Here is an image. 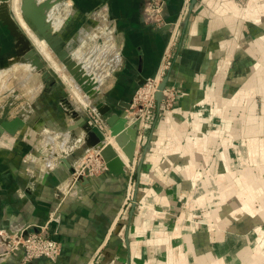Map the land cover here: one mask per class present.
<instances>
[{"label": "crops", "instance_id": "0c3cea01", "mask_svg": "<svg viewBox=\"0 0 264 264\" xmlns=\"http://www.w3.org/2000/svg\"><path fill=\"white\" fill-rule=\"evenodd\" d=\"M63 1L71 18V4L75 19L103 11L118 40L123 68L102 89L115 111L166 59L177 100L149 118L125 175L82 181L62 204L61 224L50 225L62 244L56 264H264V0H197L170 45L168 31L141 22L143 0ZM182 5L168 0V23ZM71 33L81 35L64 26L62 37ZM57 110L62 123L60 102ZM47 123L35 120L8 145L0 138V216L13 228L46 225L71 176L64 163L47 177L27 172L25 154L45 145L31 133Z\"/></svg>", "mask_w": 264, "mask_h": 264}, {"label": "rangeland", "instance_id": "374dc122", "mask_svg": "<svg viewBox=\"0 0 264 264\" xmlns=\"http://www.w3.org/2000/svg\"><path fill=\"white\" fill-rule=\"evenodd\" d=\"M10 3L11 0L9 1V8L11 10ZM71 6L74 5L71 4ZM102 12L103 11L98 10L97 14H95L94 16L91 15L84 19L83 18L75 19V16H73L72 18L67 16L69 11L68 12L65 11L63 12V15L61 14L60 17H62V19L65 20L63 23L64 26L69 28H74L76 33H79V31L82 32L83 28H85L87 25L88 28L87 29L85 28L86 34L81 39L82 42L80 41L79 42L80 44L78 43L77 44L78 46L76 45L74 51L76 54L83 55V57H81V59L83 58L82 60H84L83 62H85V59L86 62L90 60L88 62L89 64L87 63L88 65H86L87 67L85 65L84 66L86 67V69H88V67L89 68L93 67L92 69H88V70L89 71L91 70L93 76L95 74L96 75L94 77L89 74L87 75H89L91 78H93L94 81L97 82V86L100 87V90L107 95V102L113 106L115 104L113 98L108 92H104V90L102 89L106 90L110 87V83H111L110 78L112 79L114 77L115 72L123 68V64H120L118 67L116 65L117 63L116 60L119 61L121 55L119 50L118 40L116 39V37L113 38L114 37L113 32H110L112 31L111 28L109 27L110 29H107L108 28L106 26L107 21L104 18ZM88 18L89 19L92 18V21H90ZM0 27H3L1 23H0ZM19 28L24 33V31L20 26ZM90 34H92L93 36H91ZM108 34H110V36ZM24 35L29 39V37L25 33ZM72 35L73 33H71L70 35L71 39H68L67 37H66L67 39L64 38L65 40H67V43L73 40ZM94 36H97L98 39H96V37ZM92 37H94V39H92ZM90 39L94 41H91ZM87 41L90 43H86ZM32 45L34 46L33 43ZM94 46H97L98 48L97 47L94 48ZM117 49L119 50V52ZM71 55L74 58V53ZM18 56L19 55L17 51L14 50L13 38L9 35L7 30L4 29L3 33L0 34V64L5 66L4 68L0 69V123L4 120L14 119L17 116H25L26 118H28L29 123L33 124L35 120H40L41 118H43V116H47L49 118V121L51 122V123H47L49 126L46 125L47 131L42 132L43 134L41 135L38 134L37 132H34L36 133V135H38L37 142L42 140V142L49 143L48 144L49 146L47 148L45 149L41 148L40 150H38V152L41 153V160L38 163V169L40 170L42 166H44L46 163L48 164V162L51 161V159L46 161V158H49L50 156L43 155L42 152L44 150L45 151L47 150L48 152L56 153L57 155H59V157L62 156L63 153L67 152L66 154L68 155V153L71 154L73 152V156L75 157V161L73 162V167L74 169L76 168L78 169L82 163H87L89 161L90 154L94 153V150H90L89 152H84L81 149H79L77 147L78 145L74 143V140H72V137L69 135V132L66 129L70 125V123H72V111L83 109L85 106L90 105L91 103H89L88 99L87 100L85 99L86 96L84 94L81 95V92L78 91L77 87H75L76 85L73 84L74 82H72L71 79L62 77V74L59 73L57 70H55V68L53 67L54 64L48 63L46 60H44V58L41 55L40 56L45 61V69L43 71H39L34 67L32 68L29 65H26L28 61L27 62L19 61L17 59L19 58ZM114 57L116 59H114ZM94 58L95 60H93ZM10 61L13 64H10L9 63ZM94 62H96L95 65ZM78 64L81 65L86 72L84 66L80 63ZM96 64L99 65L97 66ZM93 69L94 70L97 69V71H94ZM101 74L103 75L101 76ZM147 81L148 79L146 80V82ZM75 82L77 83L76 80ZM145 83L139 85L136 88V90L140 86L144 87L146 85ZM77 85L79 84L77 83ZM80 96L85 98H81ZM83 99L85 102L82 101ZM58 102H60L65 109V116H64L65 118L63 121L64 123L63 122L56 123L59 118V114L57 110ZM68 102H70V104L74 106V109L67 108ZM80 132L83 134V131L81 130L78 131L77 133L80 134ZM50 135L51 136L54 135L53 141H50V137H51ZM66 135H68L69 137L67 136L68 137L67 138ZM4 136L7 138H5V140H3L2 142L8 145L10 141L9 135L5 134ZM102 138L103 139L106 138V141H108L107 136L105 137L102 136ZM62 142L64 146L62 145ZM34 145H36L35 142ZM69 149H71L70 152L67 151ZM54 169L55 168H51L50 173H52ZM74 173L75 171H71V175ZM80 187L78 190H81ZM61 200H62V196H60L56 202L58 204H64V202L61 203Z\"/></svg>", "mask_w": 264, "mask_h": 264}, {"label": "built area", "instance_id": "2783aa9c", "mask_svg": "<svg viewBox=\"0 0 264 264\" xmlns=\"http://www.w3.org/2000/svg\"><path fill=\"white\" fill-rule=\"evenodd\" d=\"M192 1L193 0H183L181 13L178 19L172 23H168L163 15L168 0H143L140 7L141 22L145 26L157 31L170 25V29L168 30L170 33V45L175 41ZM167 54L165 55V59L169 56ZM120 64H122L121 55L118 63H116L117 67ZM170 71L171 66L169 64V59H166V62L162 65L158 73L154 77L148 79L144 87L140 86L132 97L128 119L131 124L137 125L139 145L142 143L149 118L157 111L160 113H168L175 105V101L177 100L175 87H169L167 85L164 90V100L160 107L156 99L159 86L163 79L170 74ZM80 111L86 118L89 128L104 137L109 135L110 130L108 125L97 111L93 110L89 105L85 106ZM33 133L34 132L31 134ZM25 136H27V134H25ZM25 139L27 140V138ZM78 143L79 145L77 147L79 149L84 152H89L83 146V138L79 139ZM44 144L43 149L49 146L48 142H44ZM42 154L50 156L46 158V161L50 159L51 161L42 166L40 170L38 169V163L41 160V153L38 152L36 148H32L25 154L24 157L28 165V173L35 175L37 172L39 173L45 169V177L50 174L48 169L50 166L52 167V161L56 160L55 156L57 154L48 152L47 150H44ZM74 171L75 173L70 176L68 184L58 190V197L62 196L61 203L75 200L78 197L80 194L78 189L83 181L82 178H85L87 181L96 178L99 175L108 173V168L101 154L94 152L90 154V159L87 163H82L81 166ZM128 200H130V195L128 196L127 201ZM61 206L62 204H59L51 215L48 223L40 227L24 223L13 228L11 224L6 225L4 217L0 216V264H40L42 261L48 262L49 264H56L62 255V244L59 240L51 236L50 225L52 223L61 224Z\"/></svg>", "mask_w": 264, "mask_h": 264}, {"label": "water", "instance_id": "95a60500", "mask_svg": "<svg viewBox=\"0 0 264 264\" xmlns=\"http://www.w3.org/2000/svg\"><path fill=\"white\" fill-rule=\"evenodd\" d=\"M9 1L10 0H0V23L14 40V50H16L19 55L17 59L22 62L30 61L32 66L36 67L39 71H43L45 69V61L15 22L9 8ZM61 1L63 0H22V9L32 29L44 39L55 54L58 55L60 61L66 65L84 93L92 100V104L89 106L97 111L108 125L110 136L123 151L128 163H125L111 143H107L106 138H101L96 131L91 130L87 126V120L80 110H73L72 123H70L66 130L74 140V143L79 145V139L83 138V146L85 149L100 153L107 165L109 174L115 178H119L127 173L128 168L126 164L135 161L139 146L137 125L131 124L128 119L130 103L125 105L122 112L118 113L115 111L113 106L107 102V95L97 86V82L87 75L83 67L73 59L68 50L69 42L67 43L64 37L53 30L52 23L48 19V10L53 9ZM196 3L197 0L192 1L190 10L194 8ZM169 29L170 25H167L158 31H168ZM9 63L12 64L11 61ZM169 79L170 74L163 79L159 86V91L156 95L159 107L164 100V90L168 85ZM145 82L146 80H143L140 85ZM70 109H74L73 105L70 106ZM29 125V120L25 116H17L11 120H4L0 123V138L5 134L15 137ZM80 130L83 131V134L77 133ZM148 147L149 144L145 146L143 150L144 153L147 152ZM68 156L69 153L68 155L63 153L60 157L56 155V160L53 161L52 167L50 166L48 170L51 171V168H56L64 163L71 171H74L73 161L71 158H66ZM82 180L87 181L85 178H82Z\"/></svg>", "mask_w": 264, "mask_h": 264}, {"label": "bare ground", "instance_id": "6f19581e", "mask_svg": "<svg viewBox=\"0 0 264 264\" xmlns=\"http://www.w3.org/2000/svg\"><path fill=\"white\" fill-rule=\"evenodd\" d=\"M39 1H44V0H39ZM11 10H12V12L11 13H13V18H14V20H16L15 22L17 23V25H19L21 28H22V30L24 31V33L29 37V39L32 41V43L34 44V46L36 47V49H37V51L39 52V54L44 58V60H46L48 63H53L54 65H53V67L55 68V70H57L59 73H61L62 74V77H65V78H69V79H71V81L72 82H74L73 84L74 85H76L75 87H77V89H78V91H80L81 92V95L82 94H84L85 96H86V98L85 97H81V98H85L86 100L88 99V101H89V103H91L92 104V100L84 93V91H82V89H81V87L79 86V85H77V83L75 82V77L73 76H71V73H70V71L67 69V67L65 66V64H62L63 62H61L60 61V59H59V57H58V55L56 56V54H55V52H53V50L51 49V47H49V45L46 43V41L44 40V39H42L33 29H32V27L29 25V23L27 22V20H26V18H25V13H24V11H23V9H22V0H11ZM69 9H70V6H69V3H66V2H64V1H61L60 3H58L53 9H50V10H48V19L50 20V22L52 23V26H53V29L56 31V32H59V34L62 36V32H63V29H64V21L65 20H63L62 19V17H60L61 16V14L63 15V12H65V11H69ZM72 9V8H71ZM87 29V28H86ZM86 29H84V30H82V32H81V35H79L78 37H76L75 39H73V40H71L70 42H69V44H68V50H69V52H70V54H73L74 53V60H76L77 61V63H80V64H82L83 66L85 65H88L89 63V61L88 62H86V59H85V62H83L84 60H82L81 59V57H83V55L82 54H76L75 53V51H74V49H75V47H76V45L81 41V39L84 37V35L86 34ZM108 29V28H107ZM110 32H112V31H110ZM90 33V32H89ZM102 33H103V31H102ZM101 33V34H102ZM105 33V32H104ZM106 34V33H105ZM91 36H93L92 34H90ZM89 35V36H90ZM109 36H110V34H108ZM107 35V36H108ZM100 36V35H99ZM98 36V37H99ZM94 37H96V39H98L97 38V36H94ZM94 37H92V39H94ZM102 37V36H101ZM89 38V37H88ZM110 38V37H109ZM91 40V39H90ZM105 40V39H104ZM111 40V39H110ZM91 41H94V40H91ZM82 42V41H81ZM96 42V41H95ZM106 42V41H105ZM86 43H90V42H86ZM111 43V42H110ZM80 44V43H79ZM97 44H98V42H97ZM112 44V43H111ZM83 45V44H82ZM108 45V44H107ZM78 46V45H77ZM113 46V45H112ZM95 47H97V46H94V48ZM111 47V46H110ZM98 48V47H97ZM96 48V49H97ZM112 48V47H111ZM102 49V48H101ZM112 50V49H111ZM114 50V49H113ZM95 51V50H94ZM87 52V51H86ZM101 52V51H100ZM99 52V53H100ZM89 53V52H88ZM102 53V52H101ZM90 54V53H89ZM88 54V55H89ZM117 55H119V54H117ZM90 57V56H89ZM89 57H88V59H89ZM97 59V58H96ZM114 59H116L115 57H114ZM93 60H95V58L93 59ZM17 61V60H16ZM114 61V60H113ZM117 61V63H118V60H116ZM18 62V61H17ZM93 62V61H92ZM14 63H15V61H14ZM88 63V64H87ZM95 63L96 62H94V65H95ZM13 64V63H12ZM91 64V63H90ZM106 64V63H105ZM5 65V64H4ZM26 65H29L30 67H34V66H32V64H31V62L30 61H28V63L26 64ZM97 65V64H96ZM99 65V64H98ZM97 65V66H98ZM84 66V68L86 69V67ZM5 66H3V65H1L0 64V69H2V68H4ZM35 69H37L36 67H34ZM93 67H91V68H89L88 67V69H92ZM94 68H95V66H94ZM88 69H86V72H87V74H89V75H91V76H93V74L91 73V70L89 71ZM38 70V69H37ZM94 70V69H93ZM107 70V69H106ZM31 71H32V69H31ZM94 71H97V69L96 70H94ZM93 71V72H94ZM5 72V71H4ZM99 72V71H98ZM97 72V73H98ZM104 72V71H103ZM104 74H106V73H104ZM96 75V74H95ZM94 75V76H95ZM103 74H101V76H102ZM93 76V77H94ZM108 76V75H107ZM100 77V76H99ZM98 78V77H97ZM103 80V79H102ZM67 81V80H66ZM101 82V81H100ZM79 92V93H80ZM78 95V94H77ZM79 97V96H78ZM83 102H85L84 101V99L82 100ZM85 105V104H84ZM30 126V125H29ZM29 126L28 127H26L25 129H27V128H29ZM24 129V130H25ZM51 136V135H50ZM54 136V135H53ZM53 136H51L50 137V141H53V139H54V137ZM68 135H66V137H67ZM102 136L103 135H101V138H102ZM49 137V136H48ZM65 137V136H64ZM65 137V138H66ZM69 137V136H68ZM67 137V138H68ZM67 140V139H66ZM73 140V139H72ZM107 143H111L114 147H115V149H117V151L119 152V154L121 155V157L123 158V160L125 161V162H127L128 160H127V158H126V156L121 152V150L119 149V147L117 146V144L115 143V140L112 138V137H110L109 139H108V141H107ZM51 144V143H50ZM64 144H66V143H64ZM62 145H63V142H62ZM38 146V145H37ZM64 146V145H63ZM63 148V147H62ZM68 149V148H67ZM67 151H71V149H69V150H67ZM67 153V152H66ZM73 154V152L71 153V154H69V156L68 157H66V158H68V159H70L71 158V155ZM49 163V162H48Z\"/></svg>", "mask_w": 264, "mask_h": 264}, {"label": "flooded vegetation", "instance_id": "af4514ba", "mask_svg": "<svg viewBox=\"0 0 264 264\" xmlns=\"http://www.w3.org/2000/svg\"><path fill=\"white\" fill-rule=\"evenodd\" d=\"M72 7L75 9V13H74L73 16L76 17L77 15H80V13H79V9H78L76 6H72ZM82 15H84V14L82 13ZM88 15H89V14H88ZM88 19H89V18H88ZM89 20L92 21V18H90ZM85 28H88L87 25H86ZM66 41H67V40H66ZM15 51H16V50H15ZM70 106H72V105L70 104V102H68V103H67V108L70 109ZM73 108H74V106H73ZM72 112H73V111H72Z\"/></svg>", "mask_w": 264, "mask_h": 264}]
</instances>
